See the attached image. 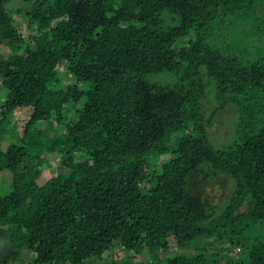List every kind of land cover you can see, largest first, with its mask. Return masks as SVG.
I'll return each instance as SVG.
<instances>
[{"label":"trees","instance_id":"obj_1","mask_svg":"<svg viewBox=\"0 0 264 264\" xmlns=\"http://www.w3.org/2000/svg\"><path fill=\"white\" fill-rule=\"evenodd\" d=\"M15 1L0 129L32 113L0 136V264H264V0Z\"/></svg>","mask_w":264,"mask_h":264},{"label":"rangeland","instance_id":"obj_2","mask_svg":"<svg viewBox=\"0 0 264 264\" xmlns=\"http://www.w3.org/2000/svg\"><path fill=\"white\" fill-rule=\"evenodd\" d=\"M19 0L13 2L12 8L15 10L17 9ZM15 18L20 24V30L22 34L25 36L26 39H29L30 36L33 34V31L28 28L25 20L21 18L18 14H15ZM66 67H60V71L63 76L62 83L59 84L60 87H67L68 85L76 84V82L72 79H70L68 76H66ZM5 94L1 86L0 82V103L4 100ZM31 110H25V111H19L14 115V118L12 119V123L9 124L5 129H0V136L2 137V140L4 141L3 147L6 149L11 141H16L19 136L21 135V131L23 126L27 123L29 120ZM75 111L72 110L70 113L71 117H74ZM219 121H216V123L211 127V132L217 139L224 143H227L231 139V125H232V113L230 110H226L219 118ZM41 127H44V124H41ZM220 127V128H219ZM59 131L62 132L63 128H59ZM51 168L50 171L53 173L55 171L57 172H63L64 168L61 166H56L57 158H52L51 160ZM54 165V167H53ZM234 189V185L228 182V180H221L218 181L217 184L214 185H206L203 187V195L208 197L209 202L211 203V207L219 213L221 207L223 204H225L228 201L229 195ZM173 245L172 248L168 253H174L178 250V248ZM167 253V254H168ZM125 252L116 251L115 257L116 259H121L122 257H126ZM28 255H25L22 259H27ZM23 264H26L23 262Z\"/></svg>","mask_w":264,"mask_h":264}]
</instances>
